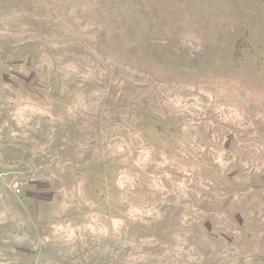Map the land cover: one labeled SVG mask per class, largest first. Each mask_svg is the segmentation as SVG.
Segmentation results:
<instances>
[{"label": "rangeland", "instance_id": "1", "mask_svg": "<svg viewBox=\"0 0 264 264\" xmlns=\"http://www.w3.org/2000/svg\"><path fill=\"white\" fill-rule=\"evenodd\" d=\"M0 264H264V0H0Z\"/></svg>", "mask_w": 264, "mask_h": 264}, {"label": "built area", "instance_id": "2", "mask_svg": "<svg viewBox=\"0 0 264 264\" xmlns=\"http://www.w3.org/2000/svg\"><path fill=\"white\" fill-rule=\"evenodd\" d=\"M33 174L22 168L6 169L0 166V186H5L16 195L23 193L25 186L33 180Z\"/></svg>", "mask_w": 264, "mask_h": 264}]
</instances>
